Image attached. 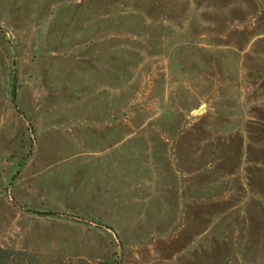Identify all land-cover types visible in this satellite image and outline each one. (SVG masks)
<instances>
[{"label": "rangeland", "instance_id": "rangeland-1", "mask_svg": "<svg viewBox=\"0 0 264 264\" xmlns=\"http://www.w3.org/2000/svg\"><path fill=\"white\" fill-rule=\"evenodd\" d=\"M0 249L264 264V0H0Z\"/></svg>", "mask_w": 264, "mask_h": 264}, {"label": "trees", "instance_id": "trees-1", "mask_svg": "<svg viewBox=\"0 0 264 264\" xmlns=\"http://www.w3.org/2000/svg\"><path fill=\"white\" fill-rule=\"evenodd\" d=\"M37 259L33 255H26L20 252H15L7 249H0V264H37ZM73 264H89L82 260L70 261ZM55 264H63L58 261ZM106 264V263H105ZM110 264H122L117 261H112Z\"/></svg>", "mask_w": 264, "mask_h": 264}, {"label": "water", "instance_id": "water-1", "mask_svg": "<svg viewBox=\"0 0 264 264\" xmlns=\"http://www.w3.org/2000/svg\"><path fill=\"white\" fill-rule=\"evenodd\" d=\"M201 110H202V107H199L198 110H197V112H200Z\"/></svg>", "mask_w": 264, "mask_h": 264}]
</instances>
